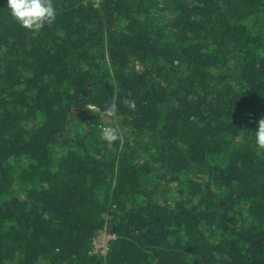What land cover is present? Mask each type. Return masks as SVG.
<instances>
[{"label": "trees", "instance_id": "obj_1", "mask_svg": "<svg viewBox=\"0 0 264 264\" xmlns=\"http://www.w3.org/2000/svg\"><path fill=\"white\" fill-rule=\"evenodd\" d=\"M53 3L0 0V264H264V0Z\"/></svg>", "mask_w": 264, "mask_h": 264}, {"label": "clouds", "instance_id": "obj_2", "mask_svg": "<svg viewBox=\"0 0 264 264\" xmlns=\"http://www.w3.org/2000/svg\"><path fill=\"white\" fill-rule=\"evenodd\" d=\"M7 8L10 9L12 17L17 23L28 30H40L46 24H51L57 16V9L53 0H7ZM127 106L135 109L134 101H126ZM105 114L112 117L117 112L115 102L108 104ZM255 133V144L264 148V118L260 119L257 124ZM102 138L109 143L119 139L118 131L113 127H104L101 131Z\"/></svg>", "mask_w": 264, "mask_h": 264}, {"label": "built area", "instance_id": "obj_3", "mask_svg": "<svg viewBox=\"0 0 264 264\" xmlns=\"http://www.w3.org/2000/svg\"><path fill=\"white\" fill-rule=\"evenodd\" d=\"M113 239H115V237L108 233H100L94 241L93 253L99 255H106L109 250V243Z\"/></svg>", "mask_w": 264, "mask_h": 264}, {"label": "rangeland", "instance_id": "obj_4", "mask_svg": "<svg viewBox=\"0 0 264 264\" xmlns=\"http://www.w3.org/2000/svg\"><path fill=\"white\" fill-rule=\"evenodd\" d=\"M115 124H117V123H115ZM119 125V124H118ZM110 127V126H109ZM119 127H120V125H119ZM126 134H128V132H124V131H122V136H124V135H126Z\"/></svg>", "mask_w": 264, "mask_h": 264}]
</instances>
